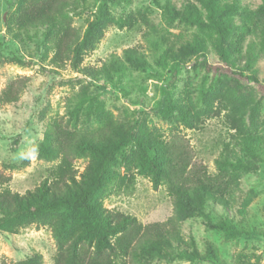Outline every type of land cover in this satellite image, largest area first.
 <instances>
[{
	"label": "rangeland",
	"instance_id": "374dc122",
	"mask_svg": "<svg viewBox=\"0 0 264 264\" xmlns=\"http://www.w3.org/2000/svg\"><path fill=\"white\" fill-rule=\"evenodd\" d=\"M24 1L0 0V43L4 46L0 52V97L16 79L30 81L19 102H0V171L11 176L10 189L20 194L34 190L49 170L60 164V160L39 154L44 128L52 120L61 121L70 130L86 131L99 125L103 110L133 127L135 133L143 124L157 127L166 138L171 131H179L193 151V164L203 166L212 176L227 179V205L212 201L206 205V215L182 224V239L187 245L193 240L203 259L190 262L155 257L145 264H264V155L258 151L260 158L256 159L241 151V136L234 128L235 124L241 129L243 125L248 133L257 124L259 134L264 136V95L257 91L253 80L258 77L264 84V44L260 33L264 0H221V9L227 10V17L238 26L231 39L244 41L239 46L241 51L230 59L250 79L245 88H239L231 77H221L219 84L217 77L205 71L206 61L219 63L210 36L196 27L165 18L162 6L182 9L186 1L200 6L197 0H119L118 4H110L112 18L125 22V26L108 23L83 51L82 63L77 68L68 65L59 73L51 72L43 61L39 37L29 40L24 35L23 43L12 37V19ZM92 16L86 13L74 19L73 24L85 30ZM196 35L207 38L208 48L204 54L191 56L182 66L172 91L174 100L190 103L199 119L197 128L187 129L177 114L170 120L163 118L157 104L162 98L161 88L170 80L165 51L193 43ZM131 49L140 57L141 63L136 66L129 65L125 57ZM114 55L127 64V69L120 82L112 83L99 71ZM226 151L245 163L252 162V169L257 167L249 171L220 166ZM75 166L82 172L86 162L76 160ZM120 172L121 176H129L125 168ZM133 174L131 182L117 179L111 184L102 197L103 206L135 216L144 225L173 216L174 199L166 186L154 188L150 178L138 175L137 170ZM227 218L239 232L235 238H227L222 231L207 226L209 220L217 223ZM57 220L54 216L39 218L17 235L0 233V260L25 261L39 253L42 264H54Z\"/></svg>",
	"mask_w": 264,
	"mask_h": 264
},
{
	"label": "trees",
	"instance_id": "16d2710c",
	"mask_svg": "<svg viewBox=\"0 0 264 264\" xmlns=\"http://www.w3.org/2000/svg\"><path fill=\"white\" fill-rule=\"evenodd\" d=\"M197 1L201 7L191 1H186L182 9L162 6L165 18L196 27L210 36L219 63L206 61L204 69L217 77L219 84L221 77H231L239 88L247 87L250 79L245 76L244 69L235 67L230 59L233 53L241 51L239 46L244 42L242 38L231 39L238 27L236 22L227 17V10L221 9V0ZM118 3L119 0H25L12 19L11 34L14 40L22 43L24 35L29 40L39 37L42 59L51 72L59 73L68 65L77 68L82 63L83 51L108 23L120 28L125 26V22L113 19L110 13V4ZM86 13L92 14L93 19L87 21L88 26L83 30L73 23ZM30 31L34 33L30 35ZM260 33L264 44V25ZM196 37L193 43L165 51L170 80L161 88L162 98L157 104L163 118L170 120L177 114L187 129L197 128L199 119L190 103L174 100L172 91L182 66L191 56L204 54L208 48L207 38ZM3 47L0 43V52ZM125 57L131 66L141 63L132 49L126 51ZM126 69L127 64L114 55L99 73L114 83L120 82ZM253 80L257 91L264 95V84L258 77ZM29 86L28 78L16 79L3 90L0 102H19ZM100 117L99 125L86 131L70 130L57 120L47 123L39 154L46 159L60 160V164L51 168L34 190L25 194L13 192L9 187L11 176L0 171V233L17 235L39 218L57 217L54 264H145L155 257L190 262L203 259L193 240L185 244L182 224L190 218L206 215V205L212 201L220 200L227 205L224 195L228 190L227 179L212 176L203 166L194 165L193 151L179 131H171L166 138L157 127L148 128L143 124L135 133L133 127L118 121L112 112L101 110ZM241 127L238 124L234 127L241 136V151L252 158H260L258 151L264 155V136L259 134V126L252 125L248 133L243 125ZM76 160L86 162L82 172L76 169ZM219 165L227 169L243 167L249 171L257 167L252 169V162L245 163L229 151L222 154ZM121 168H125L129 176H121ZM135 170L138 175L150 178L154 188L166 186L174 199L175 214L166 221L144 225L135 216L103 206L102 197L111 184L117 179L131 182ZM207 226L222 231L227 238L239 235L228 218L217 223L209 220ZM42 263L39 253L25 261L0 260V264Z\"/></svg>",
	"mask_w": 264,
	"mask_h": 264
}]
</instances>
